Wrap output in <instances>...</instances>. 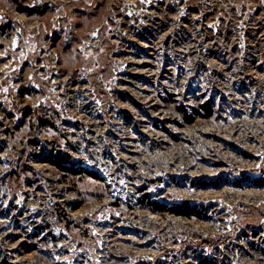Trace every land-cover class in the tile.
<instances>
[{
    "label": "rangeland",
    "instance_id": "374dc122",
    "mask_svg": "<svg viewBox=\"0 0 264 264\" xmlns=\"http://www.w3.org/2000/svg\"><path fill=\"white\" fill-rule=\"evenodd\" d=\"M202 260L264 264V0H0V264Z\"/></svg>",
    "mask_w": 264,
    "mask_h": 264
},
{
    "label": "trees",
    "instance_id": "16d2710c",
    "mask_svg": "<svg viewBox=\"0 0 264 264\" xmlns=\"http://www.w3.org/2000/svg\"><path fill=\"white\" fill-rule=\"evenodd\" d=\"M200 109L201 110H203L204 112H205V117H208L209 115H211V108L209 107V104L208 103H205V104H202V105H200ZM178 110L180 111V112H182V114H183V118H184V120L186 121V122H190L191 120H192V117L191 116H188L183 110H182V108H178ZM52 163L54 164V165H58L55 161H52ZM150 209L152 210V211H162L163 209H165V208H163L162 206H160V205H158V204H156V203H154V202H150ZM167 211H171L172 213H175V214H177V215H184V216H186V217H188V216H190L191 214H192V212H190V211H188V212H186V211H179V210H167ZM200 264H216L215 262H207V261H205V260H202L201 262H200Z\"/></svg>",
    "mask_w": 264,
    "mask_h": 264
}]
</instances>
